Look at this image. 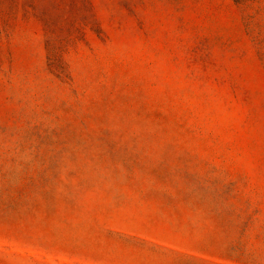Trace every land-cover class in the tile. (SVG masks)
Wrapping results in <instances>:
<instances>
[{"label":"rangeland","instance_id":"1","mask_svg":"<svg viewBox=\"0 0 264 264\" xmlns=\"http://www.w3.org/2000/svg\"><path fill=\"white\" fill-rule=\"evenodd\" d=\"M0 264H264V0H0Z\"/></svg>","mask_w":264,"mask_h":264}]
</instances>
